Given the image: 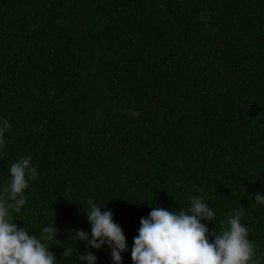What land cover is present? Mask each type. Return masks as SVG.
<instances>
[{"label": "trees", "instance_id": "1", "mask_svg": "<svg viewBox=\"0 0 264 264\" xmlns=\"http://www.w3.org/2000/svg\"><path fill=\"white\" fill-rule=\"evenodd\" d=\"M4 120L0 190L30 155L38 177L14 223L37 238L55 223V264L88 251L114 264L73 238H91L89 198L133 264L141 218L192 196L214 210L210 232L243 207L264 264V0H0Z\"/></svg>", "mask_w": 264, "mask_h": 264}, {"label": "clouds", "instance_id": "2", "mask_svg": "<svg viewBox=\"0 0 264 264\" xmlns=\"http://www.w3.org/2000/svg\"><path fill=\"white\" fill-rule=\"evenodd\" d=\"M10 128L9 121L4 120L0 127V151ZM31 162L29 155L12 163L10 178L0 190V264H55L56 258L46 243L57 240L55 223L43 227L40 238L14 223L13 213L19 214L27 203L25 191L29 181L38 177V170ZM189 199L187 211L180 208L173 212L154 206L147 218H141L131 250L133 264H261L255 243L248 239L249 229L241 223V218L246 215L243 207L230 213L226 221H219V231L217 227L210 232L202 221L217 222L214 210L202 197ZM253 199L264 205L261 193H256ZM87 204L89 208L85 216L91 227V238L83 230L76 231L73 238L83 242L88 249L99 250L107 245L114 264H122L121 253L127 251L122 228L113 221L110 210L102 212V207L92 198ZM72 254L71 247L64 248L63 257ZM78 259L97 264V257L91 251L79 255Z\"/></svg>", "mask_w": 264, "mask_h": 264}]
</instances>
